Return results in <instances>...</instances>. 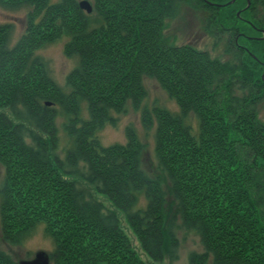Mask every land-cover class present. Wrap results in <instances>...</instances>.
<instances>
[{
    "label": "trees",
    "instance_id": "1",
    "mask_svg": "<svg viewBox=\"0 0 264 264\" xmlns=\"http://www.w3.org/2000/svg\"><path fill=\"white\" fill-rule=\"evenodd\" d=\"M230 1L91 0L88 14L77 0H0L5 9H28L15 42L12 25L0 24L6 242L18 244L41 224L52 241L50 264H147L120 227L121 212L153 262L177 260L184 230L204 250L189 264H264V123L256 113L264 35L249 37L264 31V0ZM183 6L200 13L227 60L164 35ZM58 40L77 60L63 86L39 54ZM145 79L175 101L176 114L143 104ZM127 105L153 128L148 169L146 144L132 127L124 144L99 142L97 132ZM0 264L18 263L0 252Z\"/></svg>",
    "mask_w": 264,
    "mask_h": 264
},
{
    "label": "rangeland",
    "instance_id": "2",
    "mask_svg": "<svg viewBox=\"0 0 264 264\" xmlns=\"http://www.w3.org/2000/svg\"><path fill=\"white\" fill-rule=\"evenodd\" d=\"M80 1V0H77ZM91 3V0H88ZM28 9L20 7V9H5L0 6V24L12 25L13 37L12 41L18 38L23 32L25 27V15ZM179 15L168 24L164 35L169 38V41L175 42L176 44L190 43L196 45L200 50L208 51L213 57H218L223 54L222 43H214V39L208 33L204 31V22L200 13L192 11L190 8L183 6L179 11ZM65 41L58 40L53 44H49L40 50V56L47 62L50 76L55 83L63 86L65 84L66 75L71 72L77 65V60L69 58L64 54L63 46ZM215 47V48H214ZM223 60H227L228 57L223 54ZM264 78V74L262 73ZM145 90L147 91L144 103L149 109L155 106H159L163 109H167L170 112L176 114L179 110L173 99H171L166 92H164L158 86L157 82L153 79L144 80ZM234 95H240L241 91L235 87L233 89ZM257 107V117L264 123V99L259 102ZM140 112L135 111L130 105H127L125 110L120 114L113 115L115 123L106 124L98 132V138L101 146H113V144H124L126 134H124L125 128L132 127L136 134H138L140 141L146 144L144 152L143 166L145 169L150 167L153 162V128L151 130H145L143 128ZM58 135L59 141V154L62 157V151L65 147V137L63 130L59 126ZM4 177V170L0 165V187ZM72 178V177H71ZM69 177V179H71ZM89 190L90 188L86 186ZM92 191V190H91ZM94 197L100 201L104 207L113 210L112 204L105 197L99 195L93 190ZM170 199V197H169ZM173 211H170V216ZM120 227L123 232L129 238L132 243L135 253H137L140 259L147 264H189L188 256L193 253H202L203 247L201 239L194 233H186L184 230L177 232V239L179 240L178 247V258L177 260L170 263L168 258L165 257L161 262H153L149 259L145 253L141 250L139 242H137L135 235L129 229L128 224L124 221V217L121 212H118ZM169 216V217H170ZM27 236V237H26ZM18 244L6 242L2 237L0 228V252L10 257L14 262L18 263L21 260H31L33 255L43 250L47 254L52 252L53 246L52 241L44 233L43 225H36L32 228L28 234H26Z\"/></svg>",
    "mask_w": 264,
    "mask_h": 264
},
{
    "label": "water",
    "instance_id": "3",
    "mask_svg": "<svg viewBox=\"0 0 264 264\" xmlns=\"http://www.w3.org/2000/svg\"><path fill=\"white\" fill-rule=\"evenodd\" d=\"M235 0H231L229 4L234 3ZM80 9L86 13H91L92 5L87 0H80L78 3ZM239 16V12H237V17ZM18 264H50L49 255L43 250L36 252L31 260H21Z\"/></svg>",
    "mask_w": 264,
    "mask_h": 264
},
{
    "label": "flooded vegetation",
    "instance_id": "4",
    "mask_svg": "<svg viewBox=\"0 0 264 264\" xmlns=\"http://www.w3.org/2000/svg\"><path fill=\"white\" fill-rule=\"evenodd\" d=\"M254 31H256L258 34H259V36H255V35H250L249 37L250 38H261L262 37V35H264V31L261 29V27L260 28H254Z\"/></svg>",
    "mask_w": 264,
    "mask_h": 264
}]
</instances>
